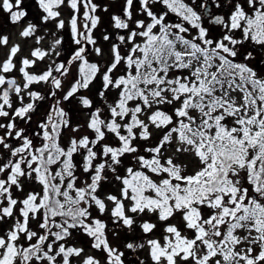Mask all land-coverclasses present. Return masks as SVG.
Listing matches in <instances>:
<instances>
[{"label": "snow or ice", "instance_id": "snow-or-ice-1", "mask_svg": "<svg viewBox=\"0 0 264 264\" xmlns=\"http://www.w3.org/2000/svg\"><path fill=\"white\" fill-rule=\"evenodd\" d=\"M34 3L28 55L0 35V264H264V0H123L107 50L108 6Z\"/></svg>", "mask_w": 264, "mask_h": 264}, {"label": "rangeland", "instance_id": "rangeland-1", "mask_svg": "<svg viewBox=\"0 0 264 264\" xmlns=\"http://www.w3.org/2000/svg\"><path fill=\"white\" fill-rule=\"evenodd\" d=\"M100 1L102 2V4H101L102 6H108L109 7V12L106 13V15L104 14L105 15L104 17H106L108 19V22H110L108 25H110L111 24V21H110L111 14H120L122 12L123 0H100ZM22 6H26V7H28L30 9L29 19H31V18H33V17H35V16H37L39 14L38 13V8L35 6V4H33V0H24V5H22ZM63 12H64V17L67 19L70 16V11L68 9H64ZM7 15H8L7 13L3 12L2 10H0V35H8L10 37V40L13 43H19L21 45V47L23 49L22 55H28L30 50L33 47L36 46L35 42H34V39L33 40H24V39H21L20 36H19V33L23 30V27L26 25L27 21L24 22V23H21L19 25H11V24H9L7 22ZM110 27H111V25H110ZM110 31L113 32V29L111 28ZM39 34H44V33L41 31ZM61 35H63V33H61ZM99 40H100L101 46L105 50H107L109 45L104 43L102 41V38L99 39ZM41 46L44 47V48H47L48 47V41L47 40L43 41ZM7 51H8L7 48H4V49L0 50V60L5 58V56L7 54ZM18 59H19V57H18ZM90 59L93 60V61H96L99 58L95 57V55H94V58L91 57ZM47 63H48L47 60L44 61L42 64H40L38 66V68L36 70L37 71L42 70ZM12 75L17 76L19 78V74L17 72L12 73ZM37 90H39L41 92H45V91H47V87L44 86V85H41V86H38ZM94 91L95 90H93L92 92H85L84 95L93 96ZM97 102H98V100H97ZM87 118L88 117L85 115V110L82 109V108H79L78 106H76V114L73 117V123L84 124V123H86ZM85 132H86V129H83L81 132L75 133V135L77 137H79V136L83 135ZM69 135H72V133L70 131H69ZM119 187H120V185L117 184L115 188L111 189L110 191L106 190L105 192H113V193H117L118 194ZM109 208H111V204H109ZM145 218L153 220V221L155 220L154 216L145 217ZM173 222H178V221H173ZM8 227H9V225H7L6 229ZM162 227H163V225H160L161 231L156 232L154 236L153 235H149L147 238H160L163 235ZM0 228H1V226H0ZM136 235H139L138 241L143 236V233L140 231L139 228H137L136 231L133 234L128 235V236L125 235V236L129 237V238H133ZM124 237H123V239H124ZM77 246H80V245L78 244ZM85 254L86 255L97 256L99 259H101L102 264H103V257L99 253H97L95 250L86 249V253ZM139 254H140L142 259L146 260V264H151L150 260L148 259L147 249H144V250L140 251Z\"/></svg>", "mask_w": 264, "mask_h": 264}, {"label": "trees", "instance_id": "trees-1", "mask_svg": "<svg viewBox=\"0 0 264 264\" xmlns=\"http://www.w3.org/2000/svg\"><path fill=\"white\" fill-rule=\"evenodd\" d=\"M94 2H96V3H99V4H102V2L100 1V0H94ZM33 4H35L34 3V0H33ZM36 6V5H35ZM81 12H83V9H81ZM98 15H100L101 16V25H100V27L95 31V33H94V35L97 37V39L99 40V39H101L102 38V30L104 29V28H107V30H108V32H111L110 31V29H111V27H110V25H108L110 22H108V19L106 18V17H104L105 15H106V13H104L103 11H99L98 13H97ZM105 14V15H104ZM8 16V15H7ZM29 16H30V14H29ZM29 19V17H26V19H25V21H23V22H21V23H24V22H26L27 20ZM7 22L9 23V24H11L9 21H8V19H7ZM11 25H13V24H11ZM110 27V28H109ZM91 58V57H90ZM92 58H94V55L92 56ZM114 93H113V95L112 96H110V101H111V99L112 98H114ZM90 96V95H89ZM93 96H95V91H94V94H93ZM96 103H100V101L98 100V102L96 101ZM45 107H47L46 105H45ZM42 111H43V109H42ZM89 135V136H92L93 134L91 133V132H89V131H87L86 130V132L83 134V135ZM109 142H114V141H112V140H110ZM121 174H123V172H121ZM111 189H113V187L111 186V185H106L105 186V188H104V191H106V190H108V191H110ZM7 225L8 224H5V225H2L1 226V228H3V229H6V227H7ZM138 232V231H137ZM128 236V235H127ZM143 237V236H142ZM138 239H139V235H136L135 237H133V238H129V237H124V241H132V240H137L138 241ZM80 246H83V245H81V244H79ZM100 254V253H99ZM101 255V254H100ZM102 256V255H101ZM103 257V256H102Z\"/></svg>", "mask_w": 264, "mask_h": 264}]
</instances>
